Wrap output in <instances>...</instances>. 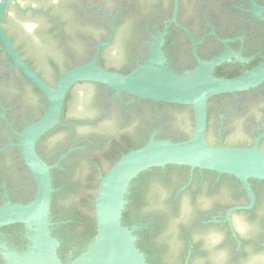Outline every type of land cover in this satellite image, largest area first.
<instances>
[{"label":"flooded vegetation","instance_id":"obj_1","mask_svg":"<svg viewBox=\"0 0 264 264\" xmlns=\"http://www.w3.org/2000/svg\"><path fill=\"white\" fill-rule=\"evenodd\" d=\"M254 1L264 7V0ZM177 6L176 21L197 43L201 60L226 52L242 59L230 56L214 67L215 77H236L264 60V12L263 20L257 19L249 0H177ZM173 9L174 0H19L6 6L1 25L21 59L48 84L45 73L56 76L65 68L90 61L112 27L111 41L102 48L97 65L128 74L146 60L154 38L172 19ZM190 36L170 24L164 37L161 50L169 69L176 73L196 66ZM47 38L54 50L48 55L34 52L32 45L45 47L40 43ZM30 86L35 88L10 67L9 58L0 50V205L28 202L35 192L14 146L16 133L41 113V99ZM79 86L83 90L75 91ZM70 90L68 108L72 105L90 115L66 116L64 124L69 126L61 127L68 129L67 136L55 133L41 141L40 157L48 165L57 167L81 150L84 142L92 144L88 135L79 133L81 129L108 136L138 134L141 141L152 135L173 142L184 139L168 129L169 113L160 105L164 103L139 102L94 83H77ZM212 100L215 140L210 145L251 147L264 133V82ZM258 145L264 150V137ZM140 181L147 185L143 197L148 202L137 212L146 218L132 217L125 225L135 228V243L149 264H247L252 257L264 264L263 181H248L254 203L247 209L246 190L226 174L166 165L145 171ZM54 225L51 222L52 234ZM29 235L21 224L0 227V264H4L5 251H24ZM72 254L69 250L62 263H69Z\"/></svg>","mask_w":264,"mask_h":264},{"label":"water","instance_id":"obj_2","mask_svg":"<svg viewBox=\"0 0 264 264\" xmlns=\"http://www.w3.org/2000/svg\"><path fill=\"white\" fill-rule=\"evenodd\" d=\"M18 1L0 0V50L9 58L10 67L16 69L42 94L46 108L38 119L16 133L17 141L14 146L32 177L35 192L25 204L6 201L0 205V227L21 224L30 234L29 244L24 251L4 252V264H64L58 256L60 242L50 229L53 192L50 171L56 165H48L41 159L36 152V143L55 127L69 126L62 123V111L67 93L77 83L98 84L118 96L125 94L137 100L187 106L192 111L193 126L189 137L180 142L156 139L152 135L143 146L123 154L104 175L98 177L99 183L93 199L95 235L83 251L66 264H148L144 253L135 243V228L122 224V213L127 204L126 197L131 182L151 168L176 165L232 176L243 185L250 198V205L244 208L253 205L254 195L248 181L264 182V150L258 145L264 133L256 138L251 147L208 144L207 102L217 95L240 93L261 85L264 82V60L236 77H215V66L228 60L230 56L242 59L238 54L226 52L209 60H201L196 54L197 43L187 29L176 21L178 6L177 0H174L172 19L154 38L146 60L128 74L97 65L102 48L111 41L114 30L112 27L110 36L97 44L95 55L90 61L65 70L50 86L25 64L1 25L6 6ZM249 1L251 13L263 20L261 13L264 12V7L256 5L254 0ZM170 24L191 38L196 60V66L191 70L176 73L166 64L161 47ZM40 44L45 47L32 45L34 52L48 55L54 50V43L50 38ZM45 77L49 81L53 79V75L46 73ZM82 90L81 86L75 89L77 92ZM89 115L86 111L72 108V105L66 113L67 118ZM3 118L5 119L4 116ZM179 128L183 130L182 124H179ZM79 133L92 134L87 129H81Z\"/></svg>","mask_w":264,"mask_h":264},{"label":"trees","instance_id":"obj_3","mask_svg":"<svg viewBox=\"0 0 264 264\" xmlns=\"http://www.w3.org/2000/svg\"><path fill=\"white\" fill-rule=\"evenodd\" d=\"M2 23H4L3 20L1 21V24ZM5 30L7 31V29ZM68 68H65L63 71ZM63 71L59 72L56 76L53 75L52 80H45L52 86ZM94 85L104 87L98 84ZM30 89L41 99L42 109L41 113L36 117V119H38L45 109L46 102L38 93L37 89L32 86H30ZM70 91L65 98L62 123H66V109L68 108L72 96ZM212 99L213 97L209 98L207 102L206 141L208 144H211L215 140L213 133L214 121L210 110ZM139 102L149 103L147 100H139ZM160 105H162L161 107L165 112L169 113L167 121L168 129L184 136L182 141L186 140L193 126L191 109L187 106ZM179 124H182L183 130L179 128ZM67 130L66 128L57 126L51 133L45 135L36 146L38 155L42 156L41 141L43 139H47L50 135L55 133H61L67 136ZM88 137L92 144L84 142L81 145V147H83L81 150L77 149L70 154L72 155L70 160L65 159L61 161L57 167L50 171L53 188L50 205V222L55 224L53 227V234L60 242L58 256L62 262L67 257L69 250H73L70 261L76 258L95 235L96 228L93 215V199L99 183L98 177L104 175L113 163L123 154L137 149L147 142V140L141 141L138 134L127 136L115 133L108 136L102 132H97L88 135ZM104 163H106V165H104ZM143 175L144 172L139 174L137 178L131 182L126 197L127 204L122 213L123 225H125V221L132 217L139 218L143 216L144 220L146 218L145 213L139 215V211L137 212L139 207L148 202V199L143 197V191H146L147 185L140 181ZM25 203H27V201H23L22 204Z\"/></svg>","mask_w":264,"mask_h":264},{"label":"clouds","instance_id":"obj_4","mask_svg":"<svg viewBox=\"0 0 264 264\" xmlns=\"http://www.w3.org/2000/svg\"><path fill=\"white\" fill-rule=\"evenodd\" d=\"M247 264H258V259L256 257H252L247 261Z\"/></svg>","mask_w":264,"mask_h":264}]
</instances>
